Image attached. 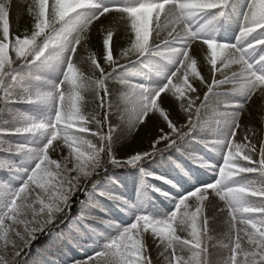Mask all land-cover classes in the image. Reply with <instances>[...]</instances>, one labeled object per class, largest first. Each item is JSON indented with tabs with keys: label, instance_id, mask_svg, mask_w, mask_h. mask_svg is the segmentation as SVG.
Returning a JSON list of instances; mask_svg holds the SVG:
<instances>
[{
	"label": "snow or ice",
	"instance_id": "6c2138e0",
	"mask_svg": "<svg viewBox=\"0 0 264 264\" xmlns=\"http://www.w3.org/2000/svg\"><path fill=\"white\" fill-rule=\"evenodd\" d=\"M10 8L0 0V136L22 142L0 140L10 174L0 180V264H27L40 235L97 249L84 264H153L149 239L166 264H213L212 198L229 218L223 264H264V141L258 148L247 125L238 138L254 97L264 101V0H29L20 32ZM162 94L174 98L175 120ZM152 117L164 127L154 125L149 148L118 157L122 139L151 134ZM116 169L129 170L133 196L116 191L127 187ZM103 201L129 219L109 216Z\"/></svg>",
	"mask_w": 264,
	"mask_h": 264
},
{
	"label": "rangeland",
	"instance_id": "374dc122",
	"mask_svg": "<svg viewBox=\"0 0 264 264\" xmlns=\"http://www.w3.org/2000/svg\"><path fill=\"white\" fill-rule=\"evenodd\" d=\"M29 0H10L11 8H10V23L11 30L13 32L23 31L24 28L29 27L31 23V19L27 14V3ZM243 2V0H241ZM103 24L105 27L109 26L108 22L101 18V21L96 22L91 29V43L89 45L90 49L99 53L102 48V34L98 32L99 27ZM235 25L233 28L235 29ZM114 39L117 41V48L121 46H126L127 41L122 39L121 36H116ZM85 54L82 49L78 50V54L76 59L79 61L80 56ZM115 55V53H114ZM199 64L202 68V75L205 79L211 83L212 76L209 71L206 70V62L203 60L202 55L200 57ZM217 78L219 77V73L217 74ZM226 87H231L228 85ZM206 91V88H200V96L203 98V93ZM88 96L89 101H91V94H86ZM164 96V104L165 109L171 108L172 111L170 113L171 118L175 120L177 118V104L174 98H170L165 94ZM235 99H238L233 96L222 97L221 100L225 103H233ZM255 103L252 105L251 109H246L243 115L241 116V125L242 128L238 130V138L242 139L245 135L243 131V126L247 125L249 128H254L256 131V137L254 142L257 143V147L259 148V142L264 141V123L261 122V117H264V101L259 100L257 97H254ZM88 111H92V104L89 103ZM220 110H224L222 105ZM113 122H115V117H113ZM159 124L161 127H164L163 122L156 118L152 117L148 122V128L152 129L151 134L148 133V129L141 128L138 133L133 135H129L126 139H122L123 147L118 150V157H125L132 151H144L149 148V143L151 139L156 135L154 125ZM251 135V133H248ZM0 140L16 143L22 142L21 138L15 135H5L0 136ZM162 146V145H161ZM200 151H206L202 147L199 148ZM7 154L0 152V157H4ZM54 158L56 157V153H53ZM125 171V174H119L117 171ZM128 170V169H127ZM157 172L160 169H156ZM116 176L120 177L122 180L127 181V187L117 186L116 191L120 194H123L126 197H131L134 195V188L131 180V176L129 175V170L126 172L125 169H117L114 170ZM255 177V174H250ZM10 176L9 173L5 171H0V180H6ZM203 180H207L211 182L212 177L209 175H204L201 177ZM157 184H161V182H156ZM166 187V186H165ZM78 198L82 199V196ZM75 199V198H74ZM162 200V198H161ZM159 202V201H158ZM104 207L111 209L108 212L109 216H115L117 220H127L129 218L123 216L122 214L116 213L111 202L103 201ZM164 209H170L172 204L168 201H163L160 205ZM224 209L223 202L219 201L218 198H212L211 206L206 207V214L209 217V228L210 235L212 236V240L208 241L209 251L211 253V260L213 264H223V260L229 254L228 250L223 248L222 243H228V240L225 236L227 232V224L225 223L229 218L227 217L226 211H221ZM77 212V207L74 205L72 209L73 215ZM99 216H103L104 213L98 212L96 213ZM185 238H188L187 232H180ZM149 253L153 260V264H166L163 255H160L162 249H158L156 244L153 243L152 239L148 240ZM97 249L89 246L84 248L83 250H78L75 247H70L67 244H61L59 241H54L52 238L46 235H40L39 238L32 243L31 249L26 250V253L22 254L21 259L26 260L27 264H72L73 261L80 262V264H84L87 257L91 256L94 251ZM187 255V253H184Z\"/></svg>",
	"mask_w": 264,
	"mask_h": 264
},
{
	"label": "trees",
	"instance_id": "16d2710c",
	"mask_svg": "<svg viewBox=\"0 0 264 264\" xmlns=\"http://www.w3.org/2000/svg\"><path fill=\"white\" fill-rule=\"evenodd\" d=\"M105 127H107V125Z\"/></svg>",
	"mask_w": 264,
	"mask_h": 264
}]
</instances>
